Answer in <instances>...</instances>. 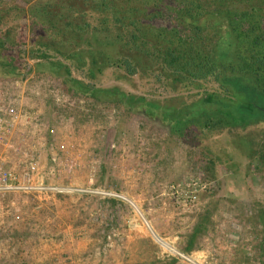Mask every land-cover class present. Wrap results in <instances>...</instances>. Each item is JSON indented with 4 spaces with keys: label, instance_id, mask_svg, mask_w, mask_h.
<instances>
[{
    "label": "rangeland",
    "instance_id": "1",
    "mask_svg": "<svg viewBox=\"0 0 264 264\" xmlns=\"http://www.w3.org/2000/svg\"><path fill=\"white\" fill-rule=\"evenodd\" d=\"M37 1L0 0L1 42L14 62H26L28 70L22 78L0 77V107L13 113L6 118L15 129L5 138L0 133V167L24 182L43 181L63 190L0 193V264H42L41 250L56 249L72 264H83L79 262L87 256L105 263L112 255H120L123 264H264V117L232 123L218 113L204 114L179 135L120 103L69 93L58 76L35 69L39 58L27 55L33 28L44 27L46 15L54 12L53 22L64 27L60 6L43 7L40 19L32 16L28 6ZM141 2L145 9L152 3ZM129 3L136 6L134 0ZM78 5L87 6L88 21L102 20L98 27L107 28L85 26L62 36L83 53L87 65L96 61L89 64L93 78L72 68L81 80L166 101L176 109L182 102L184 110L203 93L228 94L211 79L191 80L173 71L177 63L169 66L160 53L175 42L173 33L154 42L156 32L140 24L139 33L152 42L150 54L129 49L110 41L108 30L116 31L119 24L108 21L113 16L106 9L100 13L89 3ZM143 7L126 10V15H143ZM260 17L264 10L252 19ZM179 50L184 52L181 46ZM47 51L59 65L69 64L59 52ZM118 57L132 59L136 72L116 66ZM188 177L206 183L194 202L169 189ZM199 215L206 218L202 227ZM145 221L188 259L165 251Z\"/></svg>",
    "mask_w": 264,
    "mask_h": 264
},
{
    "label": "trees",
    "instance_id": "2",
    "mask_svg": "<svg viewBox=\"0 0 264 264\" xmlns=\"http://www.w3.org/2000/svg\"><path fill=\"white\" fill-rule=\"evenodd\" d=\"M52 1V0H51ZM130 0H53L45 4L40 0L30 4L28 11L32 16L38 15V11L44 8L60 6V15L64 18V27L53 22L55 13L51 17L46 15L44 27L33 28L32 37L28 41L27 55L37 57L35 69L47 70L58 76L64 83L65 89L71 94L90 96L95 100L121 104L129 112L141 113L149 119L165 124L172 132L184 135V130L190 128L204 114L218 113L232 123H243L256 117H264V17L259 21L252 19L256 12L264 10V0L259 4L239 5L234 0H134L136 6L129 3ZM142 1V2H141ZM152 3L147 9L139 6L141 2ZM89 3L92 9L101 11L106 9L107 14L113 16L110 23H118L116 31L108 30L112 42L127 45L129 49H142L150 54L147 37H143L139 31L140 24L153 29L156 33L154 42L163 33L171 32L174 35L172 46L161 55L167 64L174 65V72L185 73L191 80L211 79L231 94L203 93L198 99L193 100L184 110V104L176 109L173 104L159 102L158 100L145 97H134L126 91L113 87H96L94 82H85L72 72V68L79 70L85 76L93 78L89 64H96L92 58L87 63L83 61V53L78 48L62 40V36L70 32H79L82 27L90 30L99 29L107 31L102 25L88 21L85 17L86 5ZM243 4V3H242ZM143 7V15L129 19L126 10ZM127 18V24L122 18ZM181 18V20H180ZM99 20L101 18H98ZM47 24V25H46ZM184 24V27H182ZM130 25L128 28L126 26ZM214 28V33L205 28ZM208 32V33H207ZM106 36H108L105 33ZM57 36H59L57 38ZM142 38V39H141ZM0 39V77L22 78L28 70L25 69L26 62L16 63L9 50ZM173 40V39H172ZM63 41V42H62ZM109 41V42H110ZM60 45V46H57ZM184 48V52L179 47ZM155 48L158 46L155 45ZM52 49L62 54L68 60L67 64L59 65L50 59L51 54L47 51ZM25 52V49L21 50ZM153 53V52H152ZM116 66H123L128 74L136 72L135 64L128 57H118ZM173 72V73H174ZM177 74H174L175 77ZM184 75V76H186ZM180 76V75H177ZM114 104V105H115ZM196 124V123H195ZM206 218L198 217V226H203ZM196 226V228L198 227ZM196 228L189 234V239L184 247L190 249Z\"/></svg>",
    "mask_w": 264,
    "mask_h": 264
},
{
    "label": "built area",
    "instance_id": "3",
    "mask_svg": "<svg viewBox=\"0 0 264 264\" xmlns=\"http://www.w3.org/2000/svg\"><path fill=\"white\" fill-rule=\"evenodd\" d=\"M4 113H6L7 115ZM8 115L10 116L11 114L7 113L2 107H0V133H4L3 138L6 137V134L8 135V131L11 127V122L9 121L8 118H6L8 117ZM0 140L2 139L0 138ZM205 187H206L205 182L194 177H188L185 180H182L181 182H174L169 185L170 192L173 195H177L191 202L192 201L194 202L197 199L199 195V191ZM62 190L63 188L56 184L44 183L43 181L24 182L19 179L18 175L13 170L0 167V193L16 192V191L45 192V191H62ZM146 225L149 227L156 242L165 251L172 254L173 256L176 255L177 257L188 259V257L186 256V254H184L183 251L172 245L165 237H162L157 233H155L147 222Z\"/></svg>",
    "mask_w": 264,
    "mask_h": 264
},
{
    "label": "crops",
    "instance_id": "4",
    "mask_svg": "<svg viewBox=\"0 0 264 264\" xmlns=\"http://www.w3.org/2000/svg\"><path fill=\"white\" fill-rule=\"evenodd\" d=\"M21 115L22 114L20 113V116ZM9 117H13V113H11V115ZM17 117H18V115L16 116V118ZM11 122H13V121H11ZM14 131H15L14 127L11 126L9 131H8V135L11 136V133H13ZM80 247H84V246H79V248ZM80 249L82 250V248H80ZM88 249H90V248H88ZM83 250H84V248H83ZM61 251H63V250L56 249V250H48L47 252H44L43 250H41V252H43V253H42V255H40L41 258H39V259H42L41 260L42 262H40V263H42V264H72V262L64 261L63 260L64 258H61V254H62ZM70 251H72V250H70ZM41 252H39V253H41ZM72 252H75V251L73 250ZM39 253H37V254H39ZM89 257L90 256L84 257L83 261H81L79 263H83V264H123L122 263V257L120 255H117V256L112 255L111 260H106L105 263L103 261L98 262L94 258H89ZM119 258H121V260ZM74 262H76V261H74Z\"/></svg>",
    "mask_w": 264,
    "mask_h": 264
}]
</instances>
